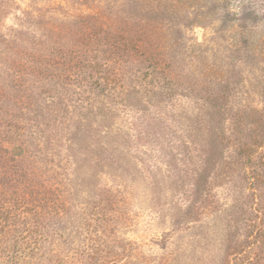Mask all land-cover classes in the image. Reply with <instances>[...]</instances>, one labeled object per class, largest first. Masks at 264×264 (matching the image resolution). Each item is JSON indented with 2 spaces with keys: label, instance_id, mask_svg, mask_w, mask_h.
I'll return each instance as SVG.
<instances>
[{
  "label": "rangeland",
  "instance_id": "obj_1",
  "mask_svg": "<svg viewBox=\"0 0 264 264\" xmlns=\"http://www.w3.org/2000/svg\"><path fill=\"white\" fill-rule=\"evenodd\" d=\"M13 1L0 15V40L15 25L14 15L28 10L42 20L35 35L45 39L43 33H49L45 40L59 53L78 47L84 60L105 72L96 78L101 89L66 84V90L58 86L59 95L48 78L47 91L38 98L48 105L49 120L41 126L48 141L44 154L37 153L35 161L26 155L19 163L13 160L20 158L15 149L10 161L0 160V264H200L208 245L200 243L192 257L186 247L191 231L176 229L171 220L173 209L188 203L185 191L194 165L189 159L197 155L193 144H184L189 137L177 120L200 100L188 87L204 93L229 84L236 98L252 92L250 83L261 71L257 67H264V0H254L257 15H247L240 0H229V17L217 0ZM110 35L129 43L126 52L108 47ZM58 61L51 60L50 69L62 68ZM233 67L242 77H230ZM19 79L6 86L15 104L11 131L24 127L20 133L28 134L31 84L27 77ZM181 84L186 90L179 89ZM129 85L139 91L141 104L123 101ZM166 86L174 89L172 97L156 102L151 88ZM102 89L112 97L101 101ZM251 99L261 102L255 94ZM76 103L87 120L77 127L74 147L67 127L57 122L76 115ZM140 117L144 136L137 140L130 123ZM154 121L160 124L153 126ZM5 130L0 127V135ZM121 132L128 133V143L104 144ZM100 145L108 149L96 161L100 153L94 148ZM211 195L212 210L202 211L198 228L217 232L213 217L229 205V197L218 183ZM214 239L209 254L220 258L222 237L217 232Z\"/></svg>",
  "mask_w": 264,
  "mask_h": 264
},
{
  "label": "trees",
  "instance_id": "obj_2",
  "mask_svg": "<svg viewBox=\"0 0 264 264\" xmlns=\"http://www.w3.org/2000/svg\"><path fill=\"white\" fill-rule=\"evenodd\" d=\"M240 1L247 15L258 11L254 0ZM13 2V0H0V15L10 10ZM217 3L226 8L224 15L229 17L231 12L227 5L229 0H217ZM232 15L234 16L235 12ZM14 16L15 25L9 26L5 32V38L1 37L2 40H0L2 45L0 48V112L5 109L6 113L4 117L0 113V127H6V133L0 135V160L10 161L11 153L16 154L14 151L18 149L16 155L20 158L13 160L20 163L26 155L35 161V157L39 158L37 153L44 154L41 150L48 142L41 133V126L49 120L48 109H46L48 105L38 99L47 91L46 80L51 78L52 86L58 95L63 94L58 86L62 85L60 88L66 90V84L89 85L91 89L99 90L102 85L96 78H101L105 69L98 67V63L89 59L84 60L85 54L78 50V47L76 50L61 49L59 53L58 48L48 45L45 39L49 37V33H43L45 39L34 34L35 30L40 29L42 20L38 21L34 16L32 17L28 10H22ZM92 29L93 27H88V30ZM81 36L80 34L79 39ZM105 42L114 51H125L129 45L126 40L118 41L117 37L111 35L105 39ZM80 43L84 44L82 41ZM239 43L238 40L237 45ZM252 54L250 55V58L253 56L251 64H255L256 54ZM54 58L62 60L58 61L62 68L50 69V62ZM257 68L261 71L258 70L257 76L250 83L252 92H246L243 98L233 97L229 84L221 88L213 85L205 88L206 90L202 91L204 93H200L198 87L194 89L188 87L193 93L191 94L198 96L200 100L195 101L194 111L189 113L182 111L184 113L177 120L185 125L189 137V141L184 144H193L197 155L196 159H189L194 165L191 167L193 169V174L190 175L191 183L185 191L188 203L184 208L177 206L173 209L171 220L172 226L176 229L191 231L186 247L192 253V257L196 254L195 247L200 243L208 245V256L200 264H264V67ZM229 73L230 77L233 75L232 78L241 76L235 67L231 68ZM20 76L24 79L27 77V83L31 84L29 91L31 101L27 104L28 110H31V114L27 116L30 122L26 124L29 126L28 134L20 133L24 131V127H19L20 131L13 133L11 127L14 122H11L9 118L12 116V106L15 104L14 101L11 102L9 95L11 97L12 95L9 94L6 86H9V81L13 83L20 81ZM89 82L94 86L88 84ZM20 84H17L18 87L25 89L24 83ZM179 89L184 90L185 86L181 84ZM151 90L156 96V102L170 99L174 91L167 86L151 88ZM252 93L261 99L260 103L251 99ZM101 94V101L112 97V93L108 94L105 89H102ZM121 95L124 102L135 103L134 106L141 104L139 91L133 85L125 87ZM22 100L25 101L23 98ZM73 108L76 115L65 116L61 119L63 121L57 123H63L67 127L66 132L71 136L70 141L75 147L78 144L76 140L79 135V126L87 120V117L82 116V107L80 108L78 103L73 105ZM184 108L185 106H182V109ZM105 109L112 111L109 105H105ZM142 122L140 117L130 123L138 131L135 135L137 140L144 136ZM157 124L160 122H153V126ZM114 139L115 142L128 143V133L121 132L112 137L108 136L104 144L108 145V142ZM94 149L100 153L95 160L101 161L108 148L100 145ZM37 161L40 162V159ZM215 183L223 185V191L229 197V205L216 210L219 212L213 217V224L223 241L220 258H216L213 253L209 254V245L215 244L214 237L217 232L198 228L201 226V214H204L206 210L208 212L212 210L211 204H214V201L211 200V191ZM197 229L201 230L199 235L195 232L198 231ZM177 254L179 251H176L174 255Z\"/></svg>",
  "mask_w": 264,
  "mask_h": 264
}]
</instances>
